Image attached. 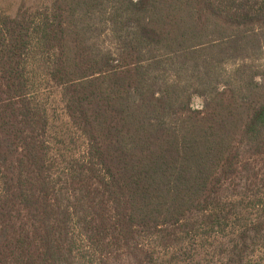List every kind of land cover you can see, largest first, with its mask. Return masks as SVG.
Here are the masks:
<instances>
[{
  "label": "trees",
  "instance_id": "1",
  "mask_svg": "<svg viewBox=\"0 0 264 264\" xmlns=\"http://www.w3.org/2000/svg\"><path fill=\"white\" fill-rule=\"evenodd\" d=\"M121 261L264 264V0L0 14V264Z\"/></svg>",
  "mask_w": 264,
  "mask_h": 264
},
{
  "label": "rangeland",
  "instance_id": "2",
  "mask_svg": "<svg viewBox=\"0 0 264 264\" xmlns=\"http://www.w3.org/2000/svg\"><path fill=\"white\" fill-rule=\"evenodd\" d=\"M49 2L50 0H0V14L5 13L13 15L21 5L33 9L48 4ZM40 87L41 97L43 99L42 102L47 107L51 123L53 124V133L65 136V142L68 144V147L74 150L82 149V141L78 138L75 132L68 127V118L66 117L59 101L58 91L49 88V85L46 83H41ZM192 106L195 109H200L202 107V100L200 98H194ZM72 138L75 140V146L70 141ZM113 264H127V262L121 261Z\"/></svg>",
  "mask_w": 264,
  "mask_h": 264
}]
</instances>
